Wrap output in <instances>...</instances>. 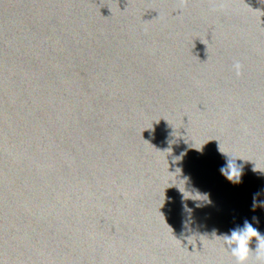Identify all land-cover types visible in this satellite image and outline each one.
Listing matches in <instances>:
<instances>
[{
  "label": "water",
  "instance_id": "95a60500",
  "mask_svg": "<svg viewBox=\"0 0 264 264\" xmlns=\"http://www.w3.org/2000/svg\"><path fill=\"white\" fill-rule=\"evenodd\" d=\"M258 192L264 0H0V264H234Z\"/></svg>",
  "mask_w": 264,
  "mask_h": 264
},
{
  "label": "clouds",
  "instance_id": "9594fccd",
  "mask_svg": "<svg viewBox=\"0 0 264 264\" xmlns=\"http://www.w3.org/2000/svg\"><path fill=\"white\" fill-rule=\"evenodd\" d=\"M233 68L237 72V74H239L240 64L238 62L233 65ZM225 156L226 162L219 169L220 174L232 184H239L241 182L240 178L243 165L237 164V158L233 159L226 154ZM180 180L184 181L185 192L190 194L189 198H184V196L182 195L183 200L191 199L195 203V207L197 208L211 204L209 194L201 193L194 187L186 189L185 185L189 181L188 177H184ZM259 195H261V193L259 192L253 195V211H255L257 207L264 209V200H257V197ZM183 210L188 214L187 218L184 221V224L187 226L189 223H191L192 209H190L188 205L184 203ZM252 222L259 224V219L253 216ZM252 222H249L247 219H245L242 226L238 225L235 228L231 229L230 233L218 236L222 240L223 246H225L226 249L230 251V255L234 258V264H249V256L250 252H252L250 250L249 244L253 238H255L257 242V246L255 249L256 256L253 264H264V235H261L258 229L253 227ZM213 233L215 234V230L213 231Z\"/></svg>",
  "mask_w": 264,
  "mask_h": 264
}]
</instances>
